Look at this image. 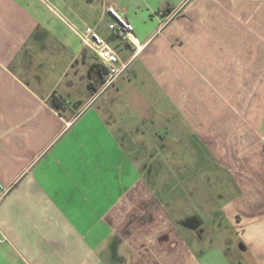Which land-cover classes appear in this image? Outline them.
<instances>
[{
  "label": "crops",
  "instance_id": "crops-1",
  "mask_svg": "<svg viewBox=\"0 0 264 264\" xmlns=\"http://www.w3.org/2000/svg\"><path fill=\"white\" fill-rule=\"evenodd\" d=\"M80 1L0 0V264H231L220 237L249 254L238 264H264V0H89L133 23L140 49L129 57L192 144L158 128L155 108L136 114L119 83L87 106L100 64L87 98L58 89L70 55L78 64L87 54L50 51L39 8L76 33ZM207 154L227 172L216 190L200 174Z\"/></svg>",
  "mask_w": 264,
  "mask_h": 264
},
{
  "label": "rangeland",
  "instance_id": "rangeland-1",
  "mask_svg": "<svg viewBox=\"0 0 264 264\" xmlns=\"http://www.w3.org/2000/svg\"><path fill=\"white\" fill-rule=\"evenodd\" d=\"M80 2H82V9L81 10V14L85 13V20H83L82 22H72L71 20V25L77 27V29L79 30H83L86 26H91L93 28H95V30L101 35V37H103L118 53L119 57L125 61L129 58V56L131 55L132 52H134V45L133 44H128L127 42H125L124 40H122L118 34L116 33V31L111 27L113 20L110 17V15L108 14V12L106 11V13H104V6H103V2L101 1V3L97 4L99 6L95 4V6L91 7L88 4H90L89 0H81ZM98 2V0H97ZM91 3H93V1H91ZM86 6V7H85ZM84 7V8H83ZM107 7V6H106ZM58 9H62V8H58ZM39 10L42 12V24H41V28L42 29H48V31L50 32V36L47 39V45L49 47V50L52 52L58 50V48H65V47H69L71 48L73 51H71L72 53H80L82 51V49H85L86 51V62L82 63V58L79 60L78 64H74L76 58L74 59L72 55H70L69 58V73L70 75L61 83V85L59 86V90L68 98V99H75L76 97L79 96H84V97H88V82L91 78L94 77L93 76V67L94 65H101V60L90 50V48H88L83 41L81 40V38L74 33L68 26L66 23H64L62 20H60L59 18H57L56 14L54 12H52L51 10H49V8H43L41 6V9L39 8ZM80 10V9H79ZM82 57V56H80ZM135 58L132 59L131 61V69H135L138 72V77L134 76V74L128 73V71L124 72L123 76L116 82L115 85L110 86L102 95L101 97L99 96L97 99L94 100V102L96 100L102 101V99L105 97V95L107 94H111L114 90L117 89V84H121L120 86V96H122V94H130V96H134V107H133V111H136V114L140 113V111L142 112H149L153 113L154 110L153 108L156 109L158 114L161 115H156V118L158 120L159 124H156L158 126V128L167 131L168 129H173L175 130L176 133V137H181V139L183 140V142H187L192 144V138L190 137L189 132L187 129H184L180 124L181 121H179L176 118V121H178L180 124H177L174 122V120H169V117L167 118V116H164V113H171V115H176V112L174 111L173 108H171V106L169 105V103H158L156 102L157 96H160L159 94L161 93V90L158 88V86H155L153 84V81L151 82L149 80V78H147V75H145V71H142L143 65L142 62L140 60V58ZM84 76V77H82ZM74 78V84L71 85V81ZM125 78V79H123ZM160 92V93H159ZM66 93V94H65ZM163 96V94H162ZM97 102V101H96ZM93 104V102H92ZM149 104V106L147 105ZM160 105V106H158ZM90 106V105H89ZM150 109H149V108ZM131 110L130 107H120L119 108V112L122 113L121 115H124L125 113H129V111ZM177 116V115H176ZM179 118V117H178ZM152 125V124H151ZM154 125V124H153ZM172 130V131H173ZM152 135H147V137L145 139H151ZM167 142V144L170 146L171 150H173V143L176 144V142H174L173 140V136H169L167 138V140L165 141ZM179 145V144H176ZM150 148H154L153 150H151L150 152V159L154 160V156H157L158 154V144L155 145H151ZM178 148H176L177 150ZM182 153H181V158L185 159L186 157L190 158V159H194L196 160L195 155L193 154V151H189L187 150L185 152L184 147L182 148ZM187 153V156H186ZM172 158V157H171ZM167 159L169 158V155L167 154ZM206 166L204 167L205 169L200 171L201 175L206 176L207 178H211L212 182L209 180V185L211 187H213V190H216L218 187L220 188V186L222 185L221 182H225V184L227 183V177L225 176V174L227 173L226 170L224 168H222L218 162L213 161V159L207 154V159L204 160ZM211 165V166H210ZM164 173L168 174V162L167 165L165 166L164 169ZM168 175L165 176V180L167 179ZM163 184V182L161 183ZM228 186H230V184H227ZM166 186V185H165ZM168 188H170L171 186H174V184H172V182H169L167 184ZM167 188V189H168ZM233 189L230 188V192L233 193L232 191ZM163 191V189L161 190ZM172 189H168V192H171ZM171 195V194H170ZM172 197V195H171ZM172 200V198H171ZM171 208L174 207V202H171L170 204ZM182 206H191L190 201L188 200L186 204L182 203ZM216 206V204H215ZM217 207V206H216ZM225 220V219H223ZM225 224V221H224ZM218 227V226H217ZM213 228H216L215 226H213ZM226 232V231H225ZM228 232H230V239L232 241H239L237 239V235L236 232L233 230H228L227 233L224 235L225 237H227V235L229 234ZM214 237L218 236L215 234ZM223 237H220L219 239L215 238V243H217L215 245V247L218 248L217 245H219L220 247H222L223 252L222 255L223 257H225V259L231 262V264H238L240 262V259L245 260L244 256H249V254L243 253L241 248H236L234 250H232V248H230V245L232 243H227L224 239V241L222 240ZM211 242L208 240L207 242H202L201 245H203L202 248H199L198 252L200 253L201 251L205 250V247L207 245H209ZM237 247V246H236ZM221 255V256H222ZM221 258V257H220ZM220 258H215L213 264H224L223 261H220Z\"/></svg>",
  "mask_w": 264,
  "mask_h": 264
},
{
  "label": "built area",
  "instance_id": "built-area-1",
  "mask_svg": "<svg viewBox=\"0 0 264 264\" xmlns=\"http://www.w3.org/2000/svg\"><path fill=\"white\" fill-rule=\"evenodd\" d=\"M106 10L113 20L112 28L116 31L118 36L135 46L134 53L140 49L137 37L134 32V25L125 16H123L117 9L115 4H108ZM176 14V11L168 15L171 19ZM75 32L81 38L83 43L90 48L97 57L101 60V66L104 70V76L101 84L94 89L92 98L87 104L89 106L95 99L101 96L110 86L115 85L119 78L129 67L134 55L123 61L117 51L91 26H86L83 30L77 29L73 26Z\"/></svg>",
  "mask_w": 264,
  "mask_h": 264
},
{
  "label": "trees",
  "instance_id": "trees-1",
  "mask_svg": "<svg viewBox=\"0 0 264 264\" xmlns=\"http://www.w3.org/2000/svg\"><path fill=\"white\" fill-rule=\"evenodd\" d=\"M89 86L93 87L92 84H89ZM52 100H53L52 102H53L54 107L59 108L60 107V104H59L60 103V98H58L57 96L53 95Z\"/></svg>",
  "mask_w": 264,
  "mask_h": 264
},
{
  "label": "flooded vegetation",
  "instance_id": "flooded-vegetation-1",
  "mask_svg": "<svg viewBox=\"0 0 264 264\" xmlns=\"http://www.w3.org/2000/svg\"><path fill=\"white\" fill-rule=\"evenodd\" d=\"M99 70L101 71V74L104 76V70H103L102 66L100 67Z\"/></svg>",
  "mask_w": 264,
  "mask_h": 264
}]
</instances>
